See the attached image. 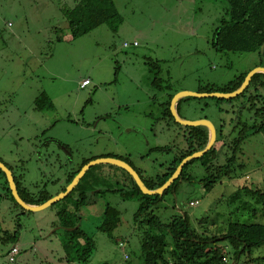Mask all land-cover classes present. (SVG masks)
<instances>
[{
	"label": "rangeland",
	"instance_id": "obj_1",
	"mask_svg": "<svg viewBox=\"0 0 264 264\" xmlns=\"http://www.w3.org/2000/svg\"><path fill=\"white\" fill-rule=\"evenodd\" d=\"M78 1L0 0V161L12 169L23 196L34 202L59 195L78 165L92 158H121L147 179L159 174L160 165H168L184 147L173 121L161 119L169 96L220 89L259 62L256 54L213 48L217 28L228 20L223 0H114L118 14L113 19L72 39L63 9ZM85 79L91 85L82 89ZM244 102L194 98L181 105L178 115L189 121L206 118L230 141L240 111L242 120L253 117ZM237 157L242 166L238 175L210 192L199 182L205 168L195 162L186 171L193 181L180 179L156 214L168 223L186 213L195 228L212 235L226 231L229 222L243 219L235 214L240 203L229 204L228 196L245 182L264 188V136H247ZM94 171L102 172L106 190L118 193L92 197L93 204L78 214L77 194L43 211L25 212L6 197L0 176V264H67L66 257L82 264L77 242L69 240L78 229L96 242L88 264H120L124 252L139 264L134 215L140 203L121 196L129 183L117 167L99 164ZM191 201L199 204L191 207ZM107 205L121 212L114 238L99 230ZM66 206L81 218L67 230L60 215ZM262 216L251 221L260 223ZM4 232L12 237L20 233L13 243ZM118 241L127 243L124 250ZM16 245L20 252L11 263L8 256ZM229 252L233 264L235 251ZM259 255L264 256V246L251 258ZM249 259L242 256L239 263L264 264Z\"/></svg>",
	"mask_w": 264,
	"mask_h": 264
},
{
	"label": "trees",
	"instance_id": "obj_2",
	"mask_svg": "<svg viewBox=\"0 0 264 264\" xmlns=\"http://www.w3.org/2000/svg\"><path fill=\"white\" fill-rule=\"evenodd\" d=\"M223 1L228 4V20L217 28L212 41L213 48L226 53L256 54L259 62L255 68H264V0ZM63 13L68 20L69 33L72 39H78L109 22L118 14V10L114 0H79L73 8L63 9ZM59 40L61 39L59 38ZM249 72L250 70L239 74L233 81L220 89L210 88L200 93L234 92L241 87ZM155 80L158 81V78ZM172 99L173 96H169L165 104L167 107L161 119L173 121L176 125V135L182 136L184 147L179 148V151L172 161L168 162V165H160L159 174L148 179L143 176L142 171L136 170L130 163L125 161L138 172L150 190H155L165 184L175 173L183 159L205 149L210 137V131L207 127H186L178 124L170 111ZM190 99L194 98L181 99L178 102L177 111L179 112L181 105ZM209 99L230 104H233L236 100L244 99L245 102L242 106L244 110L253 114V117L249 120H242V111H240V116L237 117V120H233L232 129L228 133L230 141L225 136L223 129L217 132V141L213 148L202 158L188 163L184 167L181 176L163 195H144L129 173L118 168L124 174V183H129V186L125 185L126 189L123 192L120 191L121 196L125 200H137L140 203L134 215L136 234L139 233L140 235L141 262L139 264H232L229 256L230 250L235 251L233 264H245L246 262L239 263L242 256L250 258L249 261L253 263L264 260L263 255H259L256 259L251 258L255 249L264 246V223H262L264 219L260 223L251 221V219L256 220L261 215L264 218V188L260 186L251 187L245 182L244 186L239 187L238 190L228 196L227 202L229 204L240 203L235 214L238 218L242 217L243 219L229 222L226 231L219 234L212 235V231L193 227L186 213L173 216L168 223H164L156 214L158 205L164 200L165 196L176 188L180 179L188 182L193 181L191 177L187 176L186 171L195 162L200 161L205 168L206 175L199 182L204 185L206 191L210 192L222 180L232 181L238 175L237 170L242 166L237 163V156L245 138L251 134L264 136L263 73L254 75L245 92L233 100ZM241 108L240 110H242ZM157 150L161 152L165 150L166 153L171 152L169 148H159ZM106 157L110 156L107 155ZM93 159L83 161L78 165L76 172L69 176L67 185L72 182L82 167L93 161ZM95 168L96 166L92 167L73 192L63 200L66 201L77 194L75 200L77 204L76 214L85 205L93 204L92 197L104 195V191L118 193V190L105 189L103 174L102 172L96 173ZM10 170L12 171L11 168ZM0 176L5 179L6 186L4 185L3 188L6 197L10 198L17 206H20L13 198L7 177L1 170ZM14 179L21 198L27 204L38 206L51 199V197H42L39 202L26 199L21 193L20 183L15 176ZM92 191L93 195H91ZM192 203H195V205H191ZM198 204L199 201L190 202L191 207H196ZM71 214L73 213L69 212V206H66L60 213L65 221L63 224L65 230L77 226L81 221L79 216L76 214L72 216ZM121 224V212L115 207L107 205L99 230L109 238H114L113 235ZM19 233L14 237L11 236L9 241L16 242ZM69 240L77 242L75 247H77L76 249L79 248V251L76 252L78 262L88 264L96 249V242L82 233L80 229L71 233ZM121 243L127 244L125 241H118L119 245ZM14 248L19 247L16 245ZM124 255L128 258L125 260L124 257V262L120 264H132L130 255L127 252ZM69 259L66 257L67 264L73 263Z\"/></svg>",
	"mask_w": 264,
	"mask_h": 264
},
{
	"label": "water",
	"instance_id": "obj_3",
	"mask_svg": "<svg viewBox=\"0 0 264 264\" xmlns=\"http://www.w3.org/2000/svg\"><path fill=\"white\" fill-rule=\"evenodd\" d=\"M259 73L264 74V68L263 67H258V68L253 69L252 71H250L248 73V75L246 76L241 87L239 89H237L236 91L231 92V93L180 92L173 97V99L171 101L170 109H171L172 115H173L174 119L176 120V122L178 124H180L182 126H186V127H200V126L207 127L210 131V137H209V141H208L205 149L198 151V152L186 157L185 159H183L182 162L180 163V165L178 166L177 170L175 171V173L170 177V179L165 184H163L160 188H157L155 190H150L145 185V183L143 182V180L139 176L138 172L130 164L126 163L125 161L119 160V159L103 158V159L93 160V161L89 162L88 164H86L85 166H83L82 169L75 176V178L68 185V187L65 189L64 192H61L59 195L49 199L48 201H46L45 203H43L41 205L35 206V205L27 204L21 198L17 184H16L14 176H13V172L2 162H0V170L3 171L7 177L9 189L12 193L13 198L24 209L25 212L43 211V210L61 202L62 200H64L66 197H68L73 192V190L78 186V184L80 183L81 179L85 176V174L92 167L99 165V164L112 165L114 167L120 168V169L126 171L127 173H129V175L133 178V180L137 184L138 188L140 189V191L144 195H149V196L163 195L165 193V191L167 189H169L170 186L181 176L184 167L188 163L202 158L205 154H207L213 148V146L216 144V141H217V128L215 127V125L211 121L207 120L206 118L201 119V120H197V121H189V120L182 119L178 115V111H177L178 102L184 98H201V99L216 98V99H220V100H233L245 92V90L249 87L254 75L259 74Z\"/></svg>",
	"mask_w": 264,
	"mask_h": 264
},
{
	"label": "built area",
	"instance_id": "obj_4",
	"mask_svg": "<svg viewBox=\"0 0 264 264\" xmlns=\"http://www.w3.org/2000/svg\"><path fill=\"white\" fill-rule=\"evenodd\" d=\"M139 44H138V42L137 41H135L134 43H133V46L134 47H137ZM124 47H129V45L127 44V43H125L124 44ZM91 85V81L89 80V79H85V80H83L82 81V83H81V88L82 89H84V88H86V87H88V86H90ZM191 205H195V203H192ZM120 247H122V249L124 250V247L126 246V244L125 243H121L120 245H119ZM20 252V249L19 248H13L12 250H11V252H10V254H9V261L11 262V263H13L14 261H15V255L17 254V253H19ZM124 252V251H123ZM125 253V252H124ZM124 257H125V260L128 258L127 256H125L124 255Z\"/></svg>",
	"mask_w": 264,
	"mask_h": 264
},
{
	"label": "flooded vegetation",
	"instance_id": "obj_5",
	"mask_svg": "<svg viewBox=\"0 0 264 264\" xmlns=\"http://www.w3.org/2000/svg\"><path fill=\"white\" fill-rule=\"evenodd\" d=\"M0 162H2V161H0ZM2 163H3V162H2ZM5 165H6V164H5ZM6 166H7V165H6ZM7 167H8V166H7ZM8 168L10 169V167H8ZM4 233H5V232H4ZM11 236H12V235H11ZM11 236L8 235L7 233H5V234H4V237H5L4 239H5V240H7V239L9 240V239L11 238Z\"/></svg>",
	"mask_w": 264,
	"mask_h": 264
},
{
	"label": "crops",
	"instance_id": "obj_6",
	"mask_svg": "<svg viewBox=\"0 0 264 264\" xmlns=\"http://www.w3.org/2000/svg\"><path fill=\"white\" fill-rule=\"evenodd\" d=\"M81 87V86H80ZM87 88V87H86ZM85 89V88H84ZM197 119H199V118H197ZM201 119V118H200ZM100 157V156H99ZM103 157H106V156H103ZM63 192V191H62Z\"/></svg>",
	"mask_w": 264,
	"mask_h": 264
}]
</instances>
